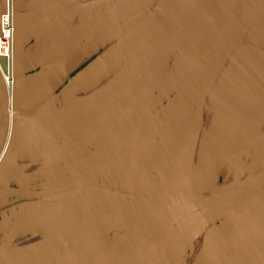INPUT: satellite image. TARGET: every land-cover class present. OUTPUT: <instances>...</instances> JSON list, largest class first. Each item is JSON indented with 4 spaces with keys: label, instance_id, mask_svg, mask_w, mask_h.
Listing matches in <instances>:
<instances>
[{
    "label": "flooded vegetation",
    "instance_id": "obj_1",
    "mask_svg": "<svg viewBox=\"0 0 264 264\" xmlns=\"http://www.w3.org/2000/svg\"><path fill=\"white\" fill-rule=\"evenodd\" d=\"M159 1L139 13L127 4L103 7L86 45L89 54L101 50L91 58L75 57L74 66L65 69L54 88L37 77L44 72L38 71L37 79L20 90L27 97L16 103V109L24 112L41 104L21 117L16 130L14 119L6 120L0 141V180L8 182L0 187V202L8 204L0 208V264H24L39 256H57L63 264H207L208 246L216 248L220 242L224 248L219 247L218 259L209 264H264V115L258 117L264 110V80L250 86L229 69L236 64L239 48L245 47L234 40L218 62L224 59L222 71L229 69L227 85H218L222 77L218 76L202 100L206 81L217 66L210 58L195 70L202 51L188 59L182 54L168 85L169 64L180 52L179 44L171 45L172 50L164 49L163 70L148 72L157 74L151 82L142 80L138 76L142 69L136 65L156 48L158 41L151 37L160 33L173 0ZM205 1L192 0L195 18L203 14ZM257 6L256 1L242 0L237 33L245 35L250 29L255 33L252 40L263 46L264 30L253 16ZM186 13L192 11L180 8L177 15L185 27L191 18ZM134 18L138 21L132 24ZM236 65L239 71L247 63ZM6 107L0 105V113ZM59 110L66 121H56ZM76 116L83 118L80 124L74 121ZM191 123L181 173L164 195L173 205L150 214L154 231L166 222L170 226L148 245L153 231H142L146 222L140 220L144 187L161 162L175 163L172 171L178 172L181 132ZM238 125L239 131L224 143ZM56 185L65 190L57 196L64 204L58 213L55 196L36 198ZM219 196L223 198L213 200ZM41 201H48L44 208ZM233 219V226L240 223L242 231L229 235L225 244L217 228L231 225Z\"/></svg>",
    "mask_w": 264,
    "mask_h": 264
},
{
    "label": "water",
    "instance_id": "obj_2",
    "mask_svg": "<svg viewBox=\"0 0 264 264\" xmlns=\"http://www.w3.org/2000/svg\"><path fill=\"white\" fill-rule=\"evenodd\" d=\"M41 0H24L21 5H25V7H19L18 2L14 0V19H13V25L15 30V42H14V59H13V77H14V86H13V114H12V120L13 122V130H16V128L20 125L23 120V118L28 117L36 107H38L41 103L39 102L35 106H30L27 110L24 112H21L20 109H16V103L18 101H23L27 94L21 92L20 90L24 87V85L33 83L37 78L34 76L38 71H44L42 74H39L37 77H40V75L43 77V81L46 84H52L53 88L59 83L60 80H62V76H64V73L66 72L65 69L68 68L69 70L74 66L75 64V57L78 55H84L86 58H91L94 56V54H97L101 48L95 49V53H87V42L89 41V38L91 35L96 31V28L101 20V12L102 8L113 4L117 6H125L126 4L129 7V10H133L137 13L141 11H145L148 7H151L156 0H74L73 3L68 2L63 4L62 6L64 8H47L46 11L43 12H37L35 10V13L33 14H26L29 10H34L35 4L37 2H40ZM161 1V0H160ZM159 1V4L161 3ZM166 4H170V1L172 0H166ZM254 2H258L257 8L254 9V15L257 17L261 22V30H264V0H253ZM191 6L190 10L192 13H186L191 16L189 19V25L185 27L183 23L179 20L177 17L180 8L183 9L185 12H189L190 10L185 7L186 4ZM158 4V5H159ZM240 4V5H239ZM242 5V0H206L205 4L203 6V14L199 17H196V12L194 10V6L192 4V0H173L169 12L167 16H165L162 27L160 29V33L153 34L151 39L157 40V46L153 50L152 54L145 57V59L139 64L136 65V68L142 69L138 72V76L142 78V80H148L150 79V82L156 78L157 74H149L148 72H156L163 70V63L162 60H166L167 56L165 55L164 49H170L171 45H180V52L177 53V56H174L173 61L169 64L168 67V75L166 77L168 85L171 84L173 81L174 75L178 70L179 65L181 64V59L183 56H187V59L191 57V54L197 51H202L203 54H201L197 64L194 65V69L201 68L203 64H205L208 59L214 58L217 62L216 71L213 73V75L206 81L207 85L205 86L203 92L201 93V100L204 98L205 94L208 92L209 86L215 81V79L219 78L218 76H222L220 80L218 79V85L222 83L224 85L226 83L227 85V78L228 74L226 76V72H229L228 70L233 68L235 72L239 75L242 80L245 81L248 85H254L255 82L259 80H264V45H260L255 43L252 40L253 34H255L250 29L244 33L246 35H239L237 33V17L239 16L240 7ZM61 6V7H62ZM242 8V7H241ZM248 9V8H247ZM4 12V2L3 0H0V15ZM250 13V10H247L246 14L248 15ZM50 15L49 18L46 21L41 22V17ZM63 20H61L56 25V33H61L62 31H67L69 28V25L72 23L74 18H76L78 15H81L86 18L85 15H87V18L85 21L79 26L77 29H75L71 34L68 36H65L62 39H56L54 42L49 43L44 42L40 48L36 49L35 51H28L26 53H19L16 49V35L19 34V39H36L39 32L52 23L54 20L59 18L60 16H63ZM137 17V16H136ZM248 19H251L252 16L249 14ZM138 18H134L132 20V24L137 22ZM56 33H53L52 31L49 33V38L51 39L53 36H55ZM234 33V36H233ZM264 42V31L262 37H260ZM236 41L238 46L242 47L239 48L240 54L237 56V58L233 61H235L236 64H239L240 62L247 63L246 68L237 71L236 66L231 64L230 68H226L224 71V59L220 61L219 65V59L220 54H224V49L227 47V45L231 41ZM185 53H189L186 54ZM182 54H184L182 56ZM184 58V57H183ZM159 59H161L159 61ZM186 59V60H187ZM179 63V64H178ZM1 67L3 68V63L1 62ZM240 68L239 66L237 67ZM52 69V70H51ZM256 70H259L258 75H256ZM245 71V72H243ZM243 72V73H242ZM222 74V75H221ZM150 75L152 77L150 78ZM35 78H34V77ZM225 79V80H224ZM224 80V82H223ZM31 85V84H30ZM144 85V84H142ZM225 85V88L227 87ZM224 88V89H225ZM18 92H21L20 95H18ZM49 94V93H48ZM47 94V96H48ZM6 103L7 106V99H6V93L3 88L2 78L0 75V105H4ZM49 106L41 110V113L43 115L47 114V109ZM110 112L108 113V116H110ZM264 115V110L259 114L258 117H261ZM0 116L3 117L2 121H0V124H3V130L1 135V142L3 141V138L6 133L7 124V114L6 109L0 113ZM198 116L197 113L193 116V121ZM56 121H66V115L63 111H57L56 115ZM113 118L112 114L110 116ZM74 121L77 120V123L80 124V121L83 120L81 117H75ZM107 118V117H106ZM112 120V119H111ZM110 121V120H109ZM11 123V122H10ZM33 121H29L26 123V125L32 124ZM193 124L185 126V128L182 129L181 135L182 141L180 145L178 146L177 150V157L179 155H182V161L178 163L179 170L176 173V171H172L174 168H176V164L173 163L169 165L167 162H161L155 171L152 173L151 177L149 178L148 182L146 183L144 187V195H145V205L143 204V211H141V214L143 216H140V220L146 222V225L143 227L142 231L144 230H151L153 231L146 240V244L148 245H154L157 239L165 232L167 231L168 227L170 226V222H166L163 227L157 229L154 231V225L152 221L154 220V214H157L160 209H165L166 211L172 207L173 202L170 201L169 198H165L164 195L166 192L170 191L171 185L177 180L179 174L182 170V165L184 164L188 146L190 143V138L193 130ZM241 126H235L233 130L227 135L225 142L227 143L233 135L236 133V131H239ZM180 137V136H179ZM181 166V167H180ZM165 171H168V175L166 176ZM8 182L5 180H0V187H7ZM51 185L47 183V187ZM45 189L46 187L43 186ZM50 187V186H49ZM48 189V188H47ZM53 190V187L51 188ZM65 190L62 188H59L57 185L55 187L54 191L47 192L46 190L44 192H41L36 196V198H44L47 196H55V203L54 209L55 212L58 213L61 211L64 206V204H61L59 202V197H57L59 194L63 193ZM3 192V191H2ZM115 193H118V190L114 191ZM223 196H219L213 200L218 201L221 200ZM48 201H41L39 203V206L44 208V205L47 204ZM60 203V204H59ZM7 202H0V208L5 207ZM8 205V204H7ZM226 206L225 208H227ZM146 211H149L147 213ZM240 212V211H239ZM236 212L232 213L235 214ZM152 214V215H150ZM229 215H219V217L215 218L211 224L219 223L222 220H225ZM208 219H211V216L207 217ZM231 225L225 226L222 225L217 228V230H220L217 234L223 238L224 243L226 244V240L229 235H239L241 233V224L237 227H234L233 225L236 223L235 219L230 221ZM232 226V227H231ZM231 227V228H230ZM229 228V229H228ZM153 229V230H152ZM263 229V230H262ZM228 231V232H227ZM264 231V227L261 226V232ZM202 232V231H201ZM239 232V233H238ZM223 234V235H222ZM262 234V233H261ZM261 239L264 240V234H262ZM221 240V239H220ZM221 240V241H222ZM221 242L218 244L216 248H212V246H208V256L206 263L209 264L213 260L218 259V249L220 247L221 249ZM213 245V244H212ZM224 248V247H222ZM33 258V257H31ZM98 261V260H97ZM94 262H96V257L94 258ZM24 264H63L60 262L59 257H50L49 259H46L45 257H35L33 259H30L28 262Z\"/></svg>",
    "mask_w": 264,
    "mask_h": 264
},
{
    "label": "built area",
    "instance_id": "obj_3",
    "mask_svg": "<svg viewBox=\"0 0 264 264\" xmlns=\"http://www.w3.org/2000/svg\"><path fill=\"white\" fill-rule=\"evenodd\" d=\"M4 12L0 15V75L2 78L3 88L6 93L7 107L6 114L8 122L12 121L13 114V59H14V42L15 30L13 25L14 19V0H3ZM10 86V95H9Z\"/></svg>",
    "mask_w": 264,
    "mask_h": 264
},
{
    "label": "crops",
    "instance_id": "obj_4",
    "mask_svg": "<svg viewBox=\"0 0 264 264\" xmlns=\"http://www.w3.org/2000/svg\"><path fill=\"white\" fill-rule=\"evenodd\" d=\"M18 2V6L19 7H25V5H21L23 3L24 0H16ZM74 0H41L40 2H37L35 4V7L33 8L34 10H29L26 14H33L37 12H43L46 11L47 8H64L62 5L68 2H71V4L73 3ZM62 6V7H61ZM50 15L47 16H43L41 17V22L42 21H46L49 18ZM64 15L60 16L59 18H57L56 20H54L52 23H50L49 25H47L46 27H44L39 34L37 35V37H35L36 39H32V40H28V39H19L20 35L17 34L16 35V49L19 53L23 54L26 53L28 51H35L36 49L40 48V46L44 43V42H48L52 43L54 42L56 39H62L65 36H68L69 34H71V32H73L75 29H77L79 26H81V24L85 21L84 17L81 15H78L76 18H74V20L72 21V23L69 25V29L67 31H62L61 33H56V25L63 20ZM56 33L55 36H53L51 39L49 38V33L50 32Z\"/></svg>",
    "mask_w": 264,
    "mask_h": 264
},
{
    "label": "bare ground",
    "instance_id": "obj_5",
    "mask_svg": "<svg viewBox=\"0 0 264 264\" xmlns=\"http://www.w3.org/2000/svg\"><path fill=\"white\" fill-rule=\"evenodd\" d=\"M10 92H11V91H10V86H9V95H10Z\"/></svg>",
    "mask_w": 264,
    "mask_h": 264
}]
</instances>
